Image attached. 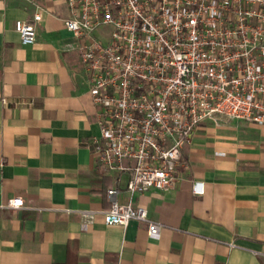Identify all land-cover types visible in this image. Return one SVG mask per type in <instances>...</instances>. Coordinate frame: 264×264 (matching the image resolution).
<instances>
[{
	"label": "crops",
	"instance_id": "0c3cea01",
	"mask_svg": "<svg viewBox=\"0 0 264 264\" xmlns=\"http://www.w3.org/2000/svg\"><path fill=\"white\" fill-rule=\"evenodd\" d=\"M36 10L23 45L14 22ZM68 16L65 0H0V264H264V125H201L169 190L130 195L91 155L97 112ZM113 187L158 237L146 222L105 224ZM14 197L23 206L5 208Z\"/></svg>",
	"mask_w": 264,
	"mask_h": 264
},
{
	"label": "built area",
	"instance_id": "2783aa9c",
	"mask_svg": "<svg viewBox=\"0 0 264 264\" xmlns=\"http://www.w3.org/2000/svg\"><path fill=\"white\" fill-rule=\"evenodd\" d=\"M65 1L97 112L91 155L127 176L125 192L169 190L186 167L183 145L207 122L264 125V0ZM41 20L36 10L14 22L21 44L35 43ZM106 193V225L146 222L158 237L161 223L145 207L119 203L116 187ZM22 206L20 197L4 205Z\"/></svg>",
	"mask_w": 264,
	"mask_h": 264
}]
</instances>
